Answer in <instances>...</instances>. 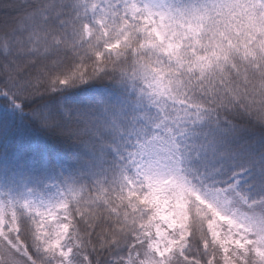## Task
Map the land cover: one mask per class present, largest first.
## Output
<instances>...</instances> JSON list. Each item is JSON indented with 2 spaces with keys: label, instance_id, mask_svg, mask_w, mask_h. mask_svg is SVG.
Here are the masks:
<instances>
[{
  "label": "snow or ice",
  "instance_id": "6c2138e0",
  "mask_svg": "<svg viewBox=\"0 0 264 264\" xmlns=\"http://www.w3.org/2000/svg\"><path fill=\"white\" fill-rule=\"evenodd\" d=\"M0 264H264V0H0Z\"/></svg>",
  "mask_w": 264,
  "mask_h": 264
}]
</instances>
